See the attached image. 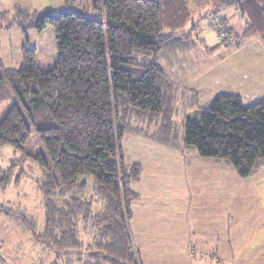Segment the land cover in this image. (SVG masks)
Instances as JSON below:
<instances>
[{"label":"trees","instance_id":"trees-1","mask_svg":"<svg viewBox=\"0 0 264 264\" xmlns=\"http://www.w3.org/2000/svg\"><path fill=\"white\" fill-rule=\"evenodd\" d=\"M92 5V15L45 12L32 23L39 31L55 29L58 57L52 69L36 63V48L28 43L19 69L0 63V104L16 99L0 122V149L21 153L10 168L0 170V187L21 185L27 174L22 163L31 156L26 144L35 130L50 157L42 158L37 183L57 260L142 264L130 220L139 199L131 185L143 169L127 164L122 143L126 133H135L178 149L172 141L178 132V87L160 62L164 44L187 35L181 30L195 12L198 17L217 15L232 5L248 19L245 31L234 38L236 45L256 36L264 43V0H92ZM197 106L184 121L185 146L203 158L227 161L242 177L253 174L264 159V100L246 104L240 95L224 91ZM83 175L98 183L109 201L107 214L96 215L92 195L81 205L65 198L67 190L86 189ZM76 208L85 214L84 232L91 236L99 228L89 243L75 219Z\"/></svg>","mask_w":264,"mask_h":264},{"label":"rangeland","instance_id":"rangeland-1","mask_svg":"<svg viewBox=\"0 0 264 264\" xmlns=\"http://www.w3.org/2000/svg\"><path fill=\"white\" fill-rule=\"evenodd\" d=\"M65 11L92 15V0L72 5L66 0H0V63L5 68L19 69L22 47L28 43L36 48V63L43 70L52 69L58 57L55 29L48 26L39 31L32 23L45 12ZM247 20L237 5L223 7L217 15L208 13L198 17L195 12L192 21L181 30L184 34L188 32L187 35L166 41L161 57L167 52V63L178 65L182 61L187 66L185 74L177 72L175 79L179 82L188 79L190 88L195 87L200 73L206 80H219L217 75L221 79L230 76V62L243 60L236 49L239 46L233 41L236 34L230 28L242 35ZM252 39L262 41L259 36ZM252 39L244 40L242 45ZM230 41L236 46L230 47ZM217 44L221 48L216 53H201V48L215 49ZM222 51L224 54L220 56ZM200 56L204 59L201 65L215 60L210 69L197 70ZM260 79L264 80V70ZM181 84L178 83L180 94L174 116L178 132L172 138L178 149L156 142L157 145L149 147L154 141L133 133H127L122 143L127 164L138 163L143 169L141 179L131 185L139 199L132 204L130 220L141 263L264 264V159L253 174L242 177L227 161L203 158L195 148L186 147L184 121L194 109L188 105L193 93L189 90L187 98H182L181 90L186 87L184 82ZM227 89L224 91L230 92V87ZM212 90L199 89L202 103L218 94H211L209 101L204 100ZM15 103L16 99L11 96L0 104V122ZM26 150L31 156L22 163L27 174L21 185H11L6 190L0 187V264H66L61 258L57 260L55 249L48 242L46 207L37 179L42 176L39 166L42 158L49 161L50 157L35 130ZM20 157L21 153L11 147L1 148L0 170L10 168ZM81 180L87 181L86 194L75 188L64 192L65 198L71 202L75 199L81 205L89 203L92 195L96 215L107 214L109 201L98 183L92 176L83 175ZM75 214L81 234L89 243L99 228L90 232V236L87 230L84 232L87 222L83 210L76 208Z\"/></svg>","mask_w":264,"mask_h":264},{"label":"crops","instance_id":"crops-1","mask_svg":"<svg viewBox=\"0 0 264 264\" xmlns=\"http://www.w3.org/2000/svg\"><path fill=\"white\" fill-rule=\"evenodd\" d=\"M231 26V25H230ZM232 30L233 35L236 34V30L232 27L230 28ZM191 36V35H190ZM234 36H232L233 38ZM181 39V38H180ZM180 39L179 42H181ZM252 38H248L245 40H249ZM174 40V39H173ZM235 39H233L234 41ZM172 40H169L171 42ZM244 42V40H243ZM236 44V43H235ZM247 45V46H246ZM221 45L218 46V44L215 46V49H210V48H201V53L202 51L207 52H214L216 53L217 50H220ZM228 46V45H227ZM236 46L231 43L230 41V47ZM244 47L243 49H241ZM229 48V47H228ZM239 50V53L243 60L241 61H233L232 63L230 62V76L226 75L223 77V79L220 78L219 75L217 77L219 80L216 79H209L206 80L203 78L202 73L199 74V77L197 79V83L195 87H188L185 81H177L175 78L178 77L177 72H183V75L187 71V66L184 65V63L178 62V65L170 64L167 63V52L163 54V56L160 58L161 65L165 68L167 71L168 75L171 77V79L176 83L178 87V83L181 84V82H184L183 85H185V89H182V95H180L182 98H187L186 94L188 93L187 91H191L193 94L190 96V101L188 102L189 106L194 107V109L190 112L191 114H194V112L198 109L197 103L198 102H204L201 100V93L199 89L203 90V88H211L213 89L204 100H210L209 98L211 97V94L214 93H219L224 91H228L227 88L230 87V93L240 95L243 99V102L246 104L253 103V102H258L261 100H264V80L260 79L262 72L264 70V44L262 41H256L252 39V41L248 42L247 44L245 43L242 46H239L236 48ZM224 54V51H222L221 55ZM171 59V57H168V61ZM203 57L200 56V59H197L198 63L203 62ZM210 60V59H209ZM215 60H212L211 63L207 64H200L199 67H197V70H208L210 69L211 64H213ZM201 77V78H200ZM189 81V80H188ZM191 82H194V78L191 79ZM224 82H227L224 84ZM182 85V84H181ZM188 89V90H187ZM200 92V93H199ZM179 91L177 89V95L179 99ZM197 100V103H196ZM190 114V115H191ZM134 135H138L133 133ZM126 135L123 138V141L125 139ZM140 136V135H139ZM138 136V137H139ZM143 137V136H142ZM145 141V140H144ZM149 144V143H148ZM152 145H149V147H154V145H157L155 142H151Z\"/></svg>","mask_w":264,"mask_h":264}]
</instances>
